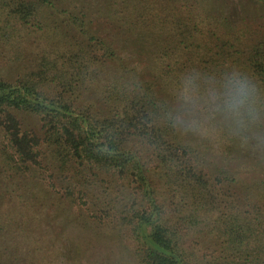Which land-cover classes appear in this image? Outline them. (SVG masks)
<instances>
[{
    "label": "trees",
    "instance_id": "obj_1",
    "mask_svg": "<svg viewBox=\"0 0 264 264\" xmlns=\"http://www.w3.org/2000/svg\"><path fill=\"white\" fill-rule=\"evenodd\" d=\"M100 1L0 0L26 55L0 74V264H264V0ZM234 75L244 127L215 109Z\"/></svg>",
    "mask_w": 264,
    "mask_h": 264
},
{
    "label": "clouds",
    "instance_id": "obj_2",
    "mask_svg": "<svg viewBox=\"0 0 264 264\" xmlns=\"http://www.w3.org/2000/svg\"><path fill=\"white\" fill-rule=\"evenodd\" d=\"M181 102L189 113L197 103L194 98L185 96L181 97ZM259 102L260 91L252 80L234 75L226 80L223 99L215 105V109L237 127H244L257 119ZM179 122L188 126L196 123L193 120L183 119Z\"/></svg>",
    "mask_w": 264,
    "mask_h": 264
},
{
    "label": "rangeland",
    "instance_id": "obj_3",
    "mask_svg": "<svg viewBox=\"0 0 264 264\" xmlns=\"http://www.w3.org/2000/svg\"><path fill=\"white\" fill-rule=\"evenodd\" d=\"M72 5H77L81 6L83 11L87 14H93L95 12H98L99 10L97 9V5L100 6L101 1L100 0H71ZM99 13H96L94 16L96 21L93 25V27L96 25L97 22L99 21H105L103 16H100L99 18L97 17ZM103 23L100 27L101 30L106 31L104 36H107L111 34L110 32L107 33L108 30V25H104ZM97 27H94L96 29ZM109 29L112 30V27L109 26ZM115 37H122L120 35V32H116L114 34ZM32 48L33 49H41L42 48V41H39L36 37L32 38ZM17 54V55H16ZM28 55V53H27ZM26 58L25 54H21L19 52L14 51L13 49L11 50H6L4 48L0 47V74L2 75H7V74H13L15 70L18 69L19 66L24 64V60ZM17 59V60H16ZM27 62V61H26ZM75 229L71 230L67 234L70 237V234L73 236L75 235ZM77 238V237H76ZM82 244L87 248V254L86 256L89 257V254H91L94 258L100 259V260H113V258H116L118 255L117 252V244L114 242H109L107 240H95L92 235L86 233L84 235H81V240ZM117 247V249H116ZM82 252V251H81Z\"/></svg>",
    "mask_w": 264,
    "mask_h": 264
}]
</instances>
